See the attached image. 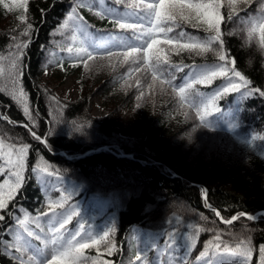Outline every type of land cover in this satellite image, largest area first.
Here are the masks:
<instances>
[{
    "label": "trees",
    "instance_id": "1",
    "mask_svg": "<svg viewBox=\"0 0 264 264\" xmlns=\"http://www.w3.org/2000/svg\"><path fill=\"white\" fill-rule=\"evenodd\" d=\"M68 1L28 0L27 19L17 29L16 45L20 47L11 53L6 51L11 33L9 22L22 9L0 5V55L13 59L21 54L18 65L22 73L15 85L9 75L14 72L13 67H8L0 74V113L5 117H0V136L19 142L20 146L27 145L24 180L39 164L54 174L72 179L91 194H102L110 202L114 226L108 238L111 242L109 246H118L124 228L141 224L167 237L175 233L176 237L193 247L195 255L215 249L217 244L237 248L244 241V247L252 250L251 264H260L259 250L264 247V220L254 222L241 218L232 226H225L206 207L201 187L206 188L207 201L211 207L225 219L240 212L254 214L264 210V151L230 140L229 149L225 148L227 143L223 147L218 144L212 146L202 138L198 144L195 141L191 145L185 143L180 136L195 123L185 121L179 95L165 89L152 97L144 89L146 95L136 97L138 87H134V83L138 75L145 80V86L149 89L152 85L147 82L152 81V78L143 68L125 65L120 58L111 60L112 57L97 56L87 61L88 67L81 62L73 64L48 76L44 84L41 80V49L47 44L57 47L66 44L63 34L71 22L67 28H60V25L67 19L64 13ZM223 15L229 26L223 38V50L211 46L209 51L201 55L194 53L195 56L190 59L213 62L219 60L218 53H222L225 55L224 62H227L230 55L236 68L243 72L252 85L264 89V46L260 47L261 50L255 44L250 45L246 40L243 42L238 35L240 26L234 22L233 13L223 9ZM109 22L106 18L100 20L101 25ZM193 23L198 26L193 27ZM29 24L32 26L30 29ZM190 25L192 33L201 34L205 29L204 24L196 21ZM233 31L236 33L233 34ZM67 75L74 76L80 85L76 100L59 98L49 89L50 83L62 85ZM20 88L28 98V115L24 114V106L5 92L7 90L11 94L15 90L19 96ZM95 97L102 100L107 110L106 116L93 115L90 99ZM254 107L255 117L264 127V99L257 100ZM127 108L135 113L136 131L131 137L123 138L119 136L117 125L122 110ZM57 117L64 124L79 123L83 126L80 133L82 137L56 133L60 126L54 119ZM15 123H24L27 128ZM28 129L34 130L39 136L47 133L49 149L31 137ZM94 133L98 134V138ZM106 144L119 145L125 153H132L135 159L118 157L108 151L93 153L75 161L52 154L63 150L76 156ZM153 160L162 164H148ZM163 163H167V167ZM96 167L112 173L116 170L136 172L146 180L145 188L138 195L130 196L125 192L129 187L123 188L128 183L120 182L115 176L108 178V182H100L93 174ZM174 173L179 176H174ZM6 178V175L0 174V183ZM30 190L28 187L26 192L21 187L9 201L8 207L0 210V215L5 217L0 221V228L9 219L8 210L19 199L28 200L33 203V208L37 207L36 195L31 194ZM175 199L187 202L188 206H170L168 203ZM45 207L49 205H43L42 210ZM97 251V248L91 247L84 254L95 257ZM99 252L103 260L112 262L114 259L113 253L107 254L104 244L99 246ZM0 264L13 263L3 257Z\"/></svg>",
    "mask_w": 264,
    "mask_h": 264
},
{
    "label": "snow or ice",
    "instance_id": "2",
    "mask_svg": "<svg viewBox=\"0 0 264 264\" xmlns=\"http://www.w3.org/2000/svg\"><path fill=\"white\" fill-rule=\"evenodd\" d=\"M3 0H0L2 3ZM97 2L103 4L105 0H73V6L67 14V19L60 25V28H67L69 22H72L73 32H79L82 36H88V26L83 22V17L78 15V9L87 8L89 11H96L95 5ZM251 0H243V3H250ZM116 4L126 3V0H115ZM28 0H19L15 3V7L21 9H27ZM140 13L124 14L121 15L114 8H105L103 12L96 11V14L101 18H108L113 25L118 26L119 29L134 30L133 35L136 37V43L127 45L123 51L113 50L115 42L120 40L119 47H124L123 38L117 36H99L91 39V42L84 46L76 49V57L84 63L85 67H88L87 61L93 59L97 56H116L123 55L125 59L137 56L143 53V57L146 64H151L153 79L157 78L158 70L159 75L164 83L172 85L173 89L178 93L179 98L182 103L189 104L196 111V115L199 117L202 123L207 120L206 117L212 116L213 112L221 113L220 107L217 106V101L226 96L229 93L240 94L242 98H249L254 94H258L259 97H264V89L252 87V82L246 78L241 71L236 70L235 67H227L226 64H221L216 67H204V68H192L188 77L179 85L173 84L174 76L170 72L167 73L169 79H164L166 73L160 70V62L164 60L167 63V58L160 55V50L157 48L160 44L172 45L177 49L188 50L189 52H194L196 55H201L210 50L211 46L220 39L221 35V0H151L149 3H143ZM133 7H138L139 5H132ZM4 7H8L4 4ZM128 15H134L137 17L136 20L130 21L125 18ZM21 20L24 19L23 16L20 17ZM145 20L148 21L147 26L143 23ZM178 21H184L192 23L196 21L206 25V31L209 33H214V35H209L206 39H198L194 35L186 36L184 31L178 33L177 36L170 37L168 34L173 31L174 27H179ZM198 26L193 23V27ZM32 26L29 24L28 28ZM257 30L259 31L260 41L264 44V18L259 21H253L249 30V36H253ZM139 33V35H137ZM27 34V33H26ZM56 33H53L55 35ZM163 36L162 39H158L159 35ZM180 38H185L186 42L180 43ZM75 39V37H73ZM20 47L19 45L17 46ZM23 47H27L24 45ZM223 47V44H221ZM68 54H73V47L67 48ZM219 60L225 61V55L218 53ZM19 60V55L13 61L12 67L14 72H10L9 75L13 80V84H17L19 77L22 75L19 69L17 61ZM233 65L235 61H230ZM180 71V68L176 69ZM3 73V69L0 68V74ZM217 77H223L226 83L217 88L211 95L205 96L200 92L192 93V89L195 85H208ZM244 90V91H242ZM19 96H17L16 91L12 93V98L17 100V102H22L24 104V114L28 115L27 107V96L25 95L22 88L19 90ZM30 118V117H29ZM37 140L40 139L39 136L35 137ZM257 137L253 136L252 141H255ZM7 148V150H5ZM28 147L27 145L14 147L12 145L5 146L2 141H0V174L6 175L7 178L0 183V210L6 209L8 207L9 201H11L18 190L21 188L24 181V170L25 161L27 158ZM33 172L37 173V179L41 183L48 187L50 182L41 177L42 173H47L48 176L51 173L47 172L46 168H42L39 164L36 168L32 169ZM71 195V193H68ZM206 195V193H205ZM66 199V198H65ZM64 201H57L56 206L62 207ZM52 206L51 203L49 205ZM22 212L23 209H20ZM74 210H69L65 213H55L49 217L47 224L49 225L48 231L52 233L50 240V259L45 255L44 249L33 248L30 240L28 238L35 237L37 240L41 237L37 236L28 227V217L25 216L24 219H18L17 223L22 232H16L14 230H7V235L10 241H5L0 238V248L3 249V254L9 256L13 261H19V264H25L23 255H16L14 253L28 254V264H111V261L103 260L100 258L102 253L99 252V246L104 244L107 248V254L111 255L114 251L115 246H109L110 240H108L110 232L113 230L106 231L103 236L96 238L90 229L83 232L66 234L61 231L64 229L65 224L75 215ZM219 215V214H218ZM241 216H246L247 220H252V217L241 213ZM5 217L0 215V221H3ZM239 219V217H233L230 220L224 221L227 224H231L233 220ZM58 225V226H57ZM81 229L84 225L81 224ZM43 231V229H42ZM26 234V235H25ZM67 235V238H66ZM175 233L169 236V243L178 249V255L180 251L187 252L190 250V245H181L175 240ZM79 237V239H77ZM219 239V237H217ZM49 241H45L47 245ZM91 247L97 248V255L95 257L86 256L85 250ZM215 248L219 250L220 245H215ZM216 255L229 256L233 259L221 264H248L251 259L252 250L251 248L244 247V241H241L237 246L235 251H230L228 248L224 249V252L220 253L217 251ZM260 254V264H264V247L259 250ZM207 250L200 253L201 257L208 256ZM139 264H144L145 254L143 251H138L135 257ZM183 259V258H182Z\"/></svg>",
    "mask_w": 264,
    "mask_h": 264
},
{
    "label": "rangeland",
    "instance_id": "3",
    "mask_svg": "<svg viewBox=\"0 0 264 264\" xmlns=\"http://www.w3.org/2000/svg\"><path fill=\"white\" fill-rule=\"evenodd\" d=\"M57 93L59 95L64 96L67 99H75L78 94V86L71 79L68 78L63 86L57 87ZM94 103H95L94 104L95 106L93 109L94 114L98 116L104 115L105 110L101 104V101L96 99ZM54 119L60 125L59 129H57L58 132L56 133L58 134L62 133L65 135L74 134L77 138L82 137L80 133L82 132L81 130L83 126H81L79 123L78 124H74V123L64 124L61 118L57 117ZM118 121L119 122H118L117 127L119 126L118 129H120L124 135H129L131 134V132H133L135 128V124H134L135 118L133 117L132 113L123 112L122 115L119 117ZM94 135L96 136V138H98L97 133H94ZM196 136L198 135L195 134L194 141L196 144H198L201 138H198L199 136L198 137ZM93 174L97 177V179L100 180V182H105V181L108 182L111 176H115L116 178L120 179V182L128 183L126 186H123V188L125 189L127 186L129 187L128 189L125 190V192L129 193L130 196L138 195L139 194L138 192H140V190H144L145 185H146V180L142 177H139L136 172H125L124 173L123 170H116L115 173H112L103 168L96 167L93 169ZM122 185H125V183H122ZM168 204L174 207H179V206L187 207L188 206V203L181 199H175L172 202H169ZM156 209H159V207H156Z\"/></svg>",
    "mask_w": 264,
    "mask_h": 264
},
{
    "label": "clouds",
    "instance_id": "4",
    "mask_svg": "<svg viewBox=\"0 0 264 264\" xmlns=\"http://www.w3.org/2000/svg\"><path fill=\"white\" fill-rule=\"evenodd\" d=\"M199 128L200 125L193 124L191 128L181 134L180 139L185 143L191 145L192 143H194L195 134L199 130Z\"/></svg>",
    "mask_w": 264,
    "mask_h": 264
}]
</instances>
